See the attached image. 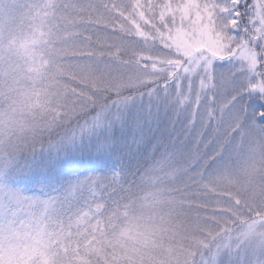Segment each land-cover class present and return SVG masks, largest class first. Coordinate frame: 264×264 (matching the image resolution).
<instances>
[{
	"label": "snow or ice",
	"instance_id": "snow-or-ice-1",
	"mask_svg": "<svg viewBox=\"0 0 264 264\" xmlns=\"http://www.w3.org/2000/svg\"><path fill=\"white\" fill-rule=\"evenodd\" d=\"M163 121L149 163L66 177ZM257 155L264 0H0V264H264L224 187Z\"/></svg>",
	"mask_w": 264,
	"mask_h": 264
},
{
	"label": "rangeland",
	"instance_id": "rangeland-1",
	"mask_svg": "<svg viewBox=\"0 0 264 264\" xmlns=\"http://www.w3.org/2000/svg\"><path fill=\"white\" fill-rule=\"evenodd\" d=\"M180 134V126L177 125L176 128L173 129L167 121H163L159 124L155 122L145 124L142 132L129 126L122 128L121 125L117 123L112 129V135L116 142L115 151H106L101 154L94 149L86 147L81 152L76 153L78 160L72 163H65L66 177H70L74 173H108L116 170L134 171L138 166L150 162L148 157L153 154L154 147H158L159 151L162 152L165 147H171V143L175 141ZM140 135L143 136V142L137 143L136 137ZM116 139H120L121 142H118ZM124 141L133 146L130 150L132 152L130 157L126 154L124 156L120 155V151L122 150L120 147L124 145ZM158 142L162 143L158 144ZM180 148L181 145L178 143L177 149ZM98 156H102V159L105 161L102 166L96 164ZM260 159L258 155L255 157V160L245 158L241 162L240 172L236 173V182L231 184L227 183V181L224 182V187L236 193L242 203L247 201L254 208L264 205V166L261 165ZM245 170L247 174H245ZM245 212V218L252 215L247 213V209H245ZM232 227H239V225H232ZM261 234H264V228H257L256 233L252 237L254 243L259 241Z\"/></svg>",
	"mask_w": 264,
	"mask_h": 264
},
{
	"label": "trees",
	"instance_id": "trees-1",
	"mask_svg": "<svg viewBox=\"0 0 264 264\" xmlns=\"http://www.w3.org/2000/svg\"><path fill=\"white\" fill-rule=\"evenodd\" d=\"M118 142H121L120 141V139H116ZM122 144H123V142H122ZM131 148H133V146L132 145H130V144H128V143H126L125 141H124V145H122L121 147H120V149H122L121 151H120V155L121 156H124L125 154L127 155V156H129L130 157V155L132 154V152L130 151L131 150ZM118 149H119V147H118ZM132 151H133V149H132ZM94 154V153H93ZM105 155V154H104ZM67 160H69V161H72V162H75L76 160H78L77 159V157H76V155H74V156H69L68 158H67ZM60 165H57V167H59ZM65 166V165H64Z\"/></svg>",
	"mask_w": 264,
	"mask_h": 264
}]
</instances>
